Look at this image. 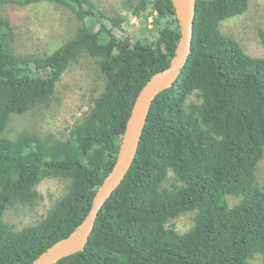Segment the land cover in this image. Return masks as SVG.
Wrapping results in <instances>:
<instances>
[{
	"label": "trees",
	"instance_id": "16d2710c",
	"mask_svg": "<svg viewBox=\"0 0 264 264\" xmlns=\"http://www.w3.org/2000/svg\"><path fill=\"white\" fill-rule=\"evenodd\" d=\"M57 4L78 25L63 46L39 56L16 51L12 20L0 15V264H30L85 218L111 171L134 101L174 57L179 27L171 0H126L139 17L148 7L157 38L132 45L111 27L122 18L91 0H0V5ZM248 0H196L191 53L178 81L152 102L132 165L100 210L85 248L56 264H264V57L248 55L219 29ZM264 55V32L259 31ZM86 54L105 77L103 92L63 140L23 130L6 134L12 116L47 107L72 61ZM195 96L200 103L189 101ZM169 173L175 183L165 186ZM69 182L44 217L18 228L6 210L32 207L45 179ZM228 197L238 199L232 206ZM194 213L178 234L169 223Z\"/></svg>",
	"mask_w": 264,
	"mask_h": 264
},
{
	"label": "rangeland",
	"instance_id": "374dc122",
	"mask_svg": "<svg viewBox=\"0 0 264 264\" xmlns=\"http://www.w3.org/2000/svg\"><path fill=\"white\" fill-rule=\"evenodd\" d=\"M98 10L110 17L122 18L118 27H111L114 36L128 38L132 45L145 43L157 38L159 26L153 24L151 7L139 17L124 7L126 0H91ZM0 15L12 20L15 32L16 51L31 56L51 53L71 39L78 22L65 8L50 2H40L29 6L13 4L0 5ZM223 35L235 39L243 50L252 57H264L259 31L264 32V0H248L247 10L236 17L223 21L219 27ZM105 77L99 71L96 60L83 54L72 61L61 75L55 87L54 98L47 107L34 108L22 115L12 116L6 134L14 137L23 130L35 132L41 139H65L69 130L88 113L92 102L104 90ZM200 103L195 96L189 101ZM256 180L264 188V153L256 170ZM175 183L169 173L165 186ZM69 182L61 178L43 180L37 187L38 199L32 207L15 204L4 214V221L18 228L39 222L53 204L67 191ZM238 199L228 197L230 206ZM194 213L189 212L173 219L169 226L178 234H184L193 225ZM247 264H262L259 257Z\"/></svg>",
	"mask_w": 264,
	"mask_h": 264
},
{
	"label": "water",
	"instance_id": "95a60500",
	"mask_svg": "<svg viewBox=\"0 0 264 264\" xmlns=\"http://www.w3.org/2000/svg\"><path fill=\"white\" fill-rule=\"evenodd\" d=\"M179 27V41L169 66L154 75L139 91L119 144L111 171L96 190L91 207L83 221L64 239L47 248L30 264H56L82 251L93 231L97 216L127 175L155 97L171 88L179 79L191 53L194 36L196 0H171Z\"/></svg>",
	"mask_w": 264,
	"mask_h": 264
}]
</instances>
